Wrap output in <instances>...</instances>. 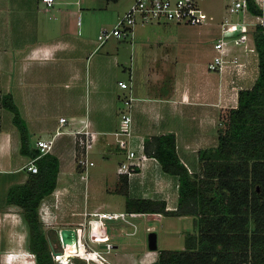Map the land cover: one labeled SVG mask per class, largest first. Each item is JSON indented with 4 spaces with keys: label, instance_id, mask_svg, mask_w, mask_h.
<instances>
[{
    "label": "crops",
    "instance_id": "crops-1",
    "mask_svg": "<svg viewBox=\"0 0 264 264\" xmlns=\"http://www.w3.org/2000/svg\"><path fill=\"white\" fill-rule=\"evenodd\" d=\"M229 1L214 0L212 11L216 13L215 7L221 6L220 11L223 12ZM256 1L264 7V0ZM27 2L29 0H13L12 6L10 0H0V16L14 11L15 26L18 28L17 32H12L14 36L28 31L30 25L22 27L24 23L18 17L29 19L28 11L33 13V10L32 18L36 17V20L41 10L49 12L50 18L59 16L62 35L36 40L27 46L25 43L22 49L15 47L11 32L8 35L0 32V76L12 63L17 69L16 78H0V264H36L35 255L29 247L30 229L23 207L7 200L9 187L29 178L32 170L27 164L34 157L21 150V132L13 120V111L2 102L4 94H12L24 117L30 146H38L37 140L40 138L53 136L59 125L65 126L71 133L70 144L64 146L55 143L49 150L59 158L57 185L41 200V203L46 202V211L50 214L61 212L57 204H53L52 193L58 190L55 195L59 199L54 196L55 200L62 197L68 200L66 189H70V183L74 185L73 175L77 165L72 130L82 127L85 120L88 127L96 132L89 149L99 152L106 162L125 158L129 148L145 152L147 137L172 132L176 137V150L181 161L190 171L199 170V150L217 143L222 114L228 107L238 104L239 90L251 87L259 71L253 35L256 25L250 21L256 18V13L250 9L246 15L247 21L243 22L242 11L241 17H238L239 12L235 17L221 12L220 19L213 21L209 17L201 24L138 22L132 36H111L97 45V32L105 22L97 20L93 27L89 25L90 29L83 31L84 23L95 20L87 11L82 13L85 0H74L77 5L67 8L54 4L39 6L38 1H35L34 7L28 8L25 5ZM51 6H54L55 11H51ZM226 17L231 21L223 22ZM243 29H248L249 37L240 44H233L228 55L237 54L240 60L245 61L244 70L238 71L232 64L222 71L210 68L209 62L215 52L214 42L220 33H235ZM89 33L92 35L86 36ZM13 50L17 53L13 54ZM121 81H126V85H121ZM129 95H132L129 105L132 135L128 138L127 146L122 147L123 136L117 130L124 98ZM63 115L67 119L61 122L59 117ZM145 153L147 156L143 158L139 169L127 174L128 197L164 199L168 211H135L142 215L169 217V226L178 227L180 222V234L183 233V227L188 225L191 227L185 232L194 230L193 214L172 211L177 208L179 201L178 175L164 170L155 155ZM106 162L102 166L103 173L109 171ZM118 166L115 165V173L111 177L114 181L107 186L108 190L123 186L121 180L126 173L118 172ZM71 192L75 201L76 192ZM65 206L62 222L47 226L52 229L49 240L52 243L61 231L68 246L74 248L77 226L87 218L85 211L100 208L89 204L83 208L74 204ZM72 222L74 229L63 228ZM106 234L109 240L111 233L108 228ZM113 246L117 247L119 243L115 242ZM161 248L179 247L148 246L138 257L141 262L148 263L146 259L151 262L158 257ZM123 250L125 245L119 251L128 253ZM130 255L136 258L135 250H130Z\"/></svg>",
    "mask_w": 264,
    "mask_h": 264
},
{
    "label": "trees",
    "instance_id": "trees-1",
    "mask_svg": "<svg viewBox=\"0 0 264 264\" xmlns=\"http://www.w3.org/2000/svg\"><path fill=\"white\" fill-rule=\"evenodd\" d=\"M254 13L264 7L247 0ZM259 57L258 75L251 87L242 88L238 104L226 109L218 127V141L199 150V170L190 171L176 150L172 132L145 139L144 149L155 155L164 170L178 175L179 201L173 213L194 215V230L185 232V247L161 248L158 257L138 264H264V30L253 31ZM2 102L13 111L21 132V150L35 157L38 170L23 183L13 184L7 200L19 203L29 224V247L36 264H56L39 206L57 185L59 158L40 153L29 144L24 117L10 92ZM127 191V174L122 177ZM130 210L168 211L164 199L136 197ZM57 238V236H56ZM73 246H68V250ZM81 259V258H79ZM84 261V259H83ZM82 261V262H83ZM81 263V262H80Z\"/></svg>",
    "mask_w": 264,
    "mask_h": 264
},
{
    "label": "rangeland",
    "instance_id": "rangeland-1",
    "mask_svg": "<svg viewBox=\"0 0 264 264\" xmlns=\"http://www.w3.org/2000/svg\"><path fill=\"white\" fill-rule=\"evenodd\" d=\"M35 1H38V5H46V3L43 0H29L25 5L28 6V8L34 7ZM68 1H71L67 3ZM85 6L81 8L82 13L84 14L85 11L88 12V15L90 14L92 18H95L93 21L92 19L90 20L89 23H84L82 29L83 31L86 32L87 28L90 29L91 25L92 27L95 25V22L97 20H102L104 21V25L107 27H111L117 20L118 16L123 13V11L126 9L127 6L130 5V3L133 0H85ZM224 0H221V2ZM229 0H226V2ZM231 1V0H230ZM229 1V2H230ZM11 5L13 6V0H10ZM213 2L214 0H200V9L207 15V19L210 17V19H214L213 21H216L221 18V15L223 12H226V14L231 15L233 14V17L237 13H232L228 10V8L224 7V11H220L221 6L215 7L216 8V13L212 11L213 9ZM228 2V3H229ZM61 5L65 6L64 8L67 7H74L77 4L74 2V0H61L59 2L54 3V6ZM50 6V5H49ZM54 6H51L52 10L55 11ZM13 7H11L12 11ZM28 14L29 19L23 18V16H19L18 18L20 19V22L24 23L22 27L26 28V24L30 25V27L27 29L24 34H21L19 32L16 36H14V33L12 32H17L18 28L15 26L16 19H14V11L13 13L8 14V12L4 13V16H0V32H5L7 35L11 32V39L15 40V47H20L24 49L23 44L26 43H32L35 42L36 40H41V39H50L52 37H58L61 36V27L59 26L60 24V17L58 16L56 19L55 18H50L51 15H49V12L46 11H38L37 15V20L36 17L32 18L33 13L31 11ZM121 12V13H120ZM222 12V13H221ZM118 13H120L118 15ZM1 14V13H0ZM214 15V16H213ZM85 16V15H84ZM225 16V15H224ZM238 17H241V12L238 13ZM4 18V19H2ZM51 20L53 22H51ZM29 21V22H28ZM92 35L91 33L86 34V36ZM112 38V37H111ZM16 42L19 43L18 46H16ZM104 47V46H103ZM16 54L13 50V54ZM80 59H82L80 57ZM84 61V60H83ZM17 74V69L15 67V64H10L4 69V73L1 74L0 78H16ZM123 76L127 77V74L123 73ZM121 100L119 99V104H121ZM222 119V116H221ZM221 122V121H220ZM89 128V127H88ZM119 128V127H118ZM61 131L58 132L55 137H54V143L57 144H63L66 146L67 144L71 143V133L66 130L65 126H61ZM92 130V129H91ZM94 131V130H93ZM95 132V131H94ZM96 135V132H95ZM75 154V153H74ZM88 155L91 159L94 160L92 164H90L87 168V174L88 177L87 179H83L80 177V168L77 166V170H75L74 173V185L69 184L68 188L66 189V194L68 195L66 199L68 200L60 199V200H55L54 196L55 192L52 193L53 195V204H57L56 207H58L61 212H51L48 214L46 211V202L40 203L39 206V214H40V219L42 222V225L44 229L47 231L48 236L52 234L50 230L48 229V225L58 222L61 223L63 218V212L64 208H66L65 205H76L77 207H82L85 204H89L90 206H96L99 207L100 209H127L126 211H130L129 209L134 206V203L132 202L131 199H127V191L124 190V187H120L118 189H107V186L110 185L114 180H112V174L115 172V165L117 167V164H119L122 160L127 159V157L122 158V159H113L109 161H105L104 157L97 151H93L92 149L88 151ZM107 163V167L109 168L108 173H103L102 172V166L104 163ZM77 165V164H76ZM129 175V174H128ZM66 185V184H65ZM67 186V185H66ZM75 187V188H74ZM59 188H61V183L59 184ZM57 189V188H56ZM123 189V190H122ZM71 191L76 192V200L74 201V195H72ZM60 192V189H59ZM49 197V196H48ZM59 199L58 197H56ZM73 198V199H72ZM135 211V210H134ZM91 214L87 213L85 219H83L82 223H79L81 227H83V232H82V238L83 240L86 239V225H87V219ZM126 219L119 217V218H107L106 219V229L108 228V231L111 233V238L109 239L112 243H119V246L114 247L112 246L109 250L104 248L105 246L102 245L105 242H99V243H93L91 244L96 247H102L105 249L104 254L107 255V257L110 259L111 263L114 264H138L141 262V259L138 257L141 255V252L145 247H148V234L151 230H155L157 232V239H158V246L161 247L162 245H168V246H173V247H183L184 244V232L185 229L190 228L191 225L183 227V230L180 234L178 232L180 227V222L178 223V227L176 226H169L168 225V220L169 217H163V216H157V215H148V214H126ZM135 222V224L130 223L129 220ZM176 222V221H175ZM177 223V222H176ZM69 226H64L63 228L65 229H74L73 227L74 223H67ZM193 225V221H192ZM194 229V227H193ZM61 230V229H60ZM68 232V230H67ZM178 232V234H177ZM176 234V236H175ZM87 240V239H86ZM62 243H65L63 240V237L61 236V231L57 233V238L53 240L51 243L50 241V246L51 248H55L57 250L62 248ZM66 243L68 244V241L66 240ZM54 244V245H53ZM125 245V250L123 251H128V253H121L119 250ZM114 247V248H113ZM102 249V250H103ZM130 250H135L136 255L132 257L130 255ZM34 257V256H33ZM83 259H79V257L74 258L75 263H80L82 262ZM146 261L149 262V259H146ZM145 262V261H142Z\"/></svg>",
    "mask_w": 264,
    "mask_h": 264
},
{
    "label": "built area",
    "instance_id": "built-area-1",
    "mask_svg": "<svg viewBox=\"0 0 264 264\" xmlns=\"http://www.w3.org/2000/svg\"><path fill=\"white\" fill-rule=\"evenodd\" d=\"M46 5H52L61 0H43ZM227 8L232 13H238L240 11L244 12L243 21L246 20L247 12L249 11L247 0H231L227 4ZM256 18L250 21L253 24H261L264 30V14L256 13ZM207 15L205 11L200 9V0H133L127 9L118 16L116 22L111 26H102L97 32V45L102 44L111 36L115 37H128L132 36L134 32V27L138 22L147 21H175V22H186L191 24H201L207 20ZM228 17L225 18L223 22H229ZM239 21V20H238ZM249 37L248 29H243L239 32L224 33L221 32L214 42L215 52L212 60L209 62V67L222 71L224 67L229 64L236 66L238 71H243L246 62L239 59L237 54H229L230 48L233 44H240L247 40ZM121 85H126V81H121ZM132 95L124 98V106L120 110V120L119 128L117 130L123 136L122 147L127 146L128 138L132 135L131 126V113L129 110V105L131 104ZM66 116H60L59 120L64 122ZM85 120V119H84ZM61 126L59 125L53 136L48 138H40L37 140V145L40 148V153L51 150L53 146L54 135L60 132ZM73 131L74 134V144H75V160L77 166L80 168V176L83 179H87V168L90 164L94 162L88 155L89 144L95 137V132L88 128L87 120L80 128H76ZM147 154L144 151L137 152L134 148H129L127 150V159L122 160L117 168L118 172L130 174L137 171L142 164L143 158ZM35 157L30 159L27 166L32 171L38 170V164L35 162ZM91 214L87 219L86 225V239L83 240L82 232L83 227L77 226L78 234L75 239L76 249L73 251H68V244L62 243V248L57 250L52 247L51 253L53 258L58 262L64 261L63 257L65 252L69 253V263L71 264H111L110 259L104 254L105 249L102 247H96L91 244L105 242L104 245L107 250H109L113 243L107 239L106 234V219L107 218H127L126 214L136 215L138 211H126V210H102L95 209L90 211H85V214ZM96 226H99L100 230H97ZM63 237V235L61 234ZM91 242H90V241ZM54 245V244H53ZM84 247L86 253H81V247ZM103 249V250H102ZM94 253L95 256L90 254ZM12 254V253H10ZM34 255V252H32ZM84 259L81 263H75L74 258Z\"/></svg>",
    "mask_w": 264,
    "mask_h": 264
},
{
    "label": "water",
    "instance_id": "water-1",
    "mask_svg": "<svg viewBox=\"0 0 264 264\" xmlns=\"http://www.w3.org/2000/svg\"><path fill=\"white\" fill-rule=\"evenodd\" d=\"M61 234L64 235V232ZM65 240V239H64ZM148 246L150 248H157L158 242H157V232L155 230H151L148 234ZM58 264H71L69 262L63 263V262H58Z\"/></svg>",
    "mask_w": 264,
    "mask_h": 264
},
{
    "label": "bare ground",
    "instance_id": "bare-ground-1",
    "mask_svg": "<svg viewBox=\"0 0 264 264\" xmlns=\"http://www.w3.org/2000/svg\"><path fill=\"white\" fill-rule=\"evenodd\" d=\"M96 228H97V230H100L99 226H96ZM75 249H76V246L73 249H71V250H68V249L67 250L68 251H73ZM81 253H83V254L86 253V251L84 250L83 246L81 247ZM90 255L91 256H95L94 253H91ZM63 259H64V261L69 262V253L68 252H65Z\"/></svg>",
    "mask_w": 264,
    "mask_h": 264
}]
</instances>
